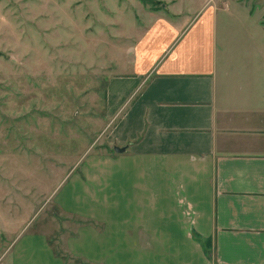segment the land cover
Here are the masks:
<instances>
[{"label": "crops", "instance_id": "0c3cea01", "mask_svg": "<svg viewBox=\"0 0 264 264\" xmlns=\"http://www.w3.org/2000/svg\"><path fill=\"white\" fill-rule=\"evenodd\" d=\"M191 6L151 10L109 77L102 165L55 203L80 220L65 257L34 232L12 264H264V59L220 52L218 6Z\"/></svg>", "mask_w": 264, "mask_h": 264}, {"label": "rangeland", "instance_id": "374dc122", "mask_svg": "<svg viewBox=\"0 0 264 264\" xmlns=\"http://www.w3.org/2000/svg\"><path fill=\"white\" fill-rule=\"evenodd\" d=\"M155 1L0 0V264L34 232L65 257L61 240L80 220L55 203L82 166L102 165L107 83L153 26L151 10L217 5L219 51L264 59V0Z\"/></svg>", "mask_w": 264, "mask_h": 264}, {"label": "trees", "instance_id": "16d2710c", "mask_svg": "<svg viewBox=\"0 0 264 264\" xmlns=\"http://www.w3.org/2000/svg\"><path fill=\"white\" fill-rule=\"evenodd\" d=\"M145 4H153L155 6L159 5L158 1L155 0H142Z\"/></svg>", "mask_w": 264, "mask_h": 264}, {"label": "water", "instance_id": "95a60500", "mask_svg": "<svg viewBox=\"0 0 264 264\" xmlns=\"http://www.w3.org/2000/svg\"><path fill=\"white\" fill-rule=\"evenodd\" d=\"M126 148H119V147H114V151L116 153H123L125 152Z\"/></svg>", "mask_w": 264, "mask_h": 264}]
</instances>
